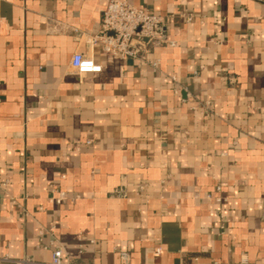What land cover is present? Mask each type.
<instances>
[{
  "label": "crops",
  "instance_id": "0c3cea01",
  "mask_svg": "<svg viewBox=\"0 0 264 264\" xmlns=\"http://www.w3.org/2000/svg\"><path fill=\"white\" fill-rule=\"evenodd\" d=\"M108 1L0 0V264H264V0H127L157 67L90 43Z\"/></svg>",
  "mask_w": 264,
  "mask_h": 264
},
{
  "label": "built area",
  "instance_id": "2783aa9c",
  "mask_svg": "<svg viewBox=\"0 0 264 264\" xmlns=\"http://www.w3.org/2000/svg\"><path fill=\"white\" fill-rule=\"evenodd\" d=\"M187 21L191 20L190 14H182ZM166 17L149 13L146 9L136 7L127 0H109L103 12L100 32L89 37L93 45H101L103 51L126 59H133L138 65L148 64L157 67L160 59L156 56V49L164 46H174V41H169L165 35ZM71 66L79 74L98 73L102 65L93 57L83 52L73 55ZM206 111V107L200 106ZM89 143V142H88ZM57 199L60 203L63 193ZM161 248L156 252L160 253ZM121 264H126L127 253L120 254ZM1 261H10L5 256ZM20 264L21 261H16ZM50 264H66L63 262V251L56 248L52 254Z\"/></svg>",
  "mask_w": 264,
  "mask_h": 264
}]
</instances>
